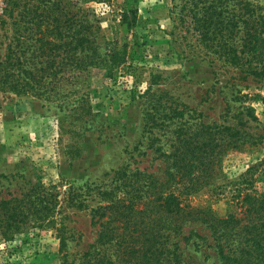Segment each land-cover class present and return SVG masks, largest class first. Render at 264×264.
Wrapping results in <instances>:
<instances>
[{
  "label": "rangeland",
  "instance_id": "374dc122",
  "mask_svg": "<svg viewBox=\"0 0 264 264\" xmlns=\"http://www.w3.org/2000/svg\"><path fill=\"white\" fill-rule=\"evenodd\" d=\"M69 2L72 12L84 8L96 18L99 33L107 40L115 38L118 45L127 42V54L135 51L131 60L135 68L115 79L91 69L85 72L86 86L70 90L78 88L80 79L65 76L59 48L55 73L46 76L47 82L54 80L53 86H46L51 90L13 92L0 84V199L19 198L33 187L42 189L45 197V227L37 228L32 218L12 240L0 237V264H61L63 254L68 264H77V257L96 235V226L89 224V208L98 204L95 189L106 184L112 170L128 163L162 178L163 163L147 146L143 133L146 102L142 90H154L153 97L161 96L166 106H176L185 111L186 118L192 114L206 123L220 121L227 96L218 90H239L247 94L258 126L264 127V101L259 99L264 98V83L248 79L232 89L223 86L230 82L225 68L210 65L194 40L190 17L185 14L191 0ZM259 2L264 5V0ZM121 12L134 25L121 23ZM21 14L19 5L13 8L11 0H0V61L10 44L20 60L26 58L38 67L35 61L44 57H31L37 52H32L37 43L33 36L30 39L34 27L20 20ZM159 135L163 140L170 136L161 131ZM263 159L264 138L255 145L228 150L216 181L183 196L182 203L207 205L218 216L237 212L234 196L238 189L248 187L243 181L247 169L255 172L249 187L264 192ZM259 162L260 166L251 168ZM84 188L86 209L65 205L67 191L76 194ZM59 231L66 238L64 246L57 237ZM207 231L199 233L208 236ZM182 253L183 264H220L214 251L205 246L195 251L187 244Z\"/></svg>",
  "mask_w": 264,
  "mask_h": 264
},
{
  "label": "trees",
  "instance_id": "16d2710c",
  "mask_svg": "<svg viewBox=\"0 0 264 264\" xmlns=\"http://www.w3.org/2000/svg\"><path fill=\"white\" fill-rule=\"evenodd\" d=\"M69 1L11 0L13 8L21 7L20 20L34 27L30 39L33 36L37 43L32 52H37L31 57L44 59L36 60L40 65L36 67L26 58L20 60L9 44L0 61L1 85L13 92L51 90L46 86H53L54 80L47 82L46 76L55 73L59 48L65 76L80 79L78 88L70 90L85 87V72L91 69L108 79L134 70L135 51L127 54L128 43L107 40L99 33L98 20L84 8L72 12ZM186 8L199 51L210 65L224 67L229 75L225 88L248 79L264 83V5L259 0H191ZM120 22L134 25L126 12H121ZM218 91L227 96L220 121L206 123L192 114L186 118L185 111L176 106H166L161 96L153 97L154 90H142L146 102L143 133L147 146L163 163L162 178L128 163L112 170L106 184L95 189L98 204L89 208V224L96 226V235L77 257V264H183L182 246L187 244L195 251L203 246L212 249L220 264H264V192L249 187L255 172L245 171L243 181L248 187L238 189L234 196L237 212L218 216L207 205L182 203L183 196L216 181L228 150L255 145L264 138V127L258 126L247 94ZM159 131L170 136L163 140L157 136ZM86 189L76 194L67 191L65 205L86 209ZM41 190L33 187L19 198L0 199V237L4 241L12 240L29 219H35L37 228L45 227ZM204 230L208 236L199 233ZM57 237L64 246L62 231ZM63 258L61 264H68L66 255Z\"/></svg>",
  "mask_w": 264,
  "mask_h": 264
}]
</instances>
